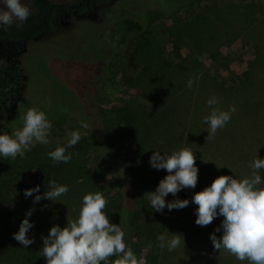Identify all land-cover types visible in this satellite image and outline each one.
I'll return each mask as SVG.
<instances>
[{"label":"rangeland","instance_id":"374dc122","mask_svg":"<svg viewBox=\"0 0 264 264\" xmlns=\"http://www.w3.org/2000/svg\"><path fill=\"white\" fill-rule=\"evenodd\" d=\"M25 2L32 13L33 0ZM121 18L140 22L141 29L127 32L125 41L118 43L113 34ZM51 24L49 31L24 43L0 37V75L8 78L0 82V134L20 128L29 108L44 111L53 125L48 144H37L23 158L0 157V191H9L6 204L0 205V259L8 256V244L21 246L12 234L29 208L33 227L27 234L34 243L27 248L43 264L41 236L54 224L64 227L67 220H75L84 194L102 192L107 198L103 211L115 223L110 215L118 200L115 180L92 151L78 121L87 122L101 143L106 125L113 159L134 161L137 145L115 121L120 106L128 101L152 107L144 116L154 139L144 145L150 154L193 149L198 180L195 188L177 193L178 198L189 199L186 207L166 209L162 215V233L165 227L181 233L185 246L169 252L158 242L149 247L125 234L127 246L144 264H247L213 248L209 234L223 218L218 216L204 227L196 225L197 206L191 197L219 175H250L251 161L257 155L264 157V0H106L81 13L55 14ZM189 79L191 88L186 87ZM157 81L161 90L155 95L149 88ZM8 84H16L11 102L8 98L14 92ZM213 96L218 104L210 107L206 101ZM229 106L235 107L230 120L206 140L202 117L212 107L228 110ZM73 130L81 139L67 149L71 160L54 164L47 153L66 144V131ZM54 177L69 188L58 198L61 202L42 198L34 204L36 193L24 197V190L36 185L42 195ZM175 198L169 194L166 200Z\"/></svg>","mask_w":264,"mask_h":264},{"label":"clouds","instance_id":"9594fccd","mask_svg":"<svg viewBox=\"0 0 264 264\" xmlns=\"http://www.w3.org/2000/svg\"><path fill=\"white\" fill-rule=\"evenodd\" d=\"M0 6V27H11L14 23L16 27H22L31 14L25 0H0ZM192 83L189 79L186 87L191 88ZM206 103L211 107L218 104V100L213 96ZM233 112L234 106H229L228 110L212 107L210 113L202 117V122L207 125L206 140L227 124ZM22 121V126L14 129L11 134H0V157L23 158L37 144L49 143L53 125L44 111L29 108ZM79 123L82 128L89 127L85 121ZM66 136V144L57 145L47 153L54 164L69 162L72 153L67 149L81 139L80 132L76 130L66 131ZM195 160L194 150L190 148H181L171 153L160 150L152 152L149 157L150 167L166 172L155 190L147 192L152 211L163 212L165 208L172 211L189 204L188 198L180 199L177 193L185 188H195L198 180ZM249 168L251 174L241 178L233 174L215 177L209 185L192 195L191 203L197 206L195 224L198 226H207L218 216L223 218L220 225L209 234L215 250H224L236 260L246 261L247 264H264V157L257 155ZM47 189L41 195L40 186L36 185L25 189L23 195L27 198L36 193L34 204L42 198L61 202L58 198L69 191L67 185L57 184L55 180L48 181ZM169 194L176 198L166 200ZM106 204L107 198L102 192L86 193L75 220H67L64 227L52 225L47 235L41 236L42 256L46 258V264H109L110 257H115L112 264H144V259L138 258L127 246L125 230L117 223L110 222L109 216L103 211ZM32 212V208L26 211L18 231L12 234L23 248L34 243V238L27 234L33 227L29 219ZM165 229V232L157 235L159 248L172 252L182 244L185 246L181 233ZM217 232L221 233L219 237Z\"/></svg>","mask_w":264,"mask_h":264},{"label":"trees","instance_id":"16d2710c","mask_svg":"<svg viewBox=\"0 0 264 264\" xmlns=\"http://www.w3.org/2000/svg\"><path fill=\"white\" fill-rule=\"evenodd\" d=\"M105 1L106 0H33L34 11L28 16L22 27H16L15 23L11 27H0V37L24 43L27 40L36 38L45 31H49L52 28L51 18L53 15L81 13L88 7ZM140 29V22L128 18H121L115 22L113 37L118 43H123L127 32L140 31ZM12 58L11 62L13 67H16L17 64ZM146 69L147 67H145V70ZM14 70L12 74L17 72L16 69ZM13 76L15 75L13 74ZM158 81L154 83L151 88L148 86L143 87V91H147V88H149L155 95H158L159 93H156V91L161 90V87L158 86L161 85V83ZM240 82L243 83L244 80L240 78ZM229 83L235 85V81L232 79L229 80ZM155 104L156 103H153L154 109L156 108ZM148 111H152L151 106L147 107L141 103L136 102V104H132L125 101L122 106H120L119 112L115 115L116 124L120 127L124 135L132 136L137 145L134 152L135 159L128 163H124L123 160L118 158L113 159L112 154L114 147L112 146V139H109L111 135L108 136L106 134V125H103V131H105L103 135L106 138L102 141L104 144L95 140L94 133H92L89 127L86 129L80 127L87 132L92 151L97 154L102 162V166L108 170V173L115 180L118 200L114 212L110 214L111 218L124 229L125 234L130 235L134 241H146L148 246L151 245L152 247H156L158 242L157 235L162 233L163 212L152 211L147 200V192L154 191L159 180L165 176L166 173L162 169L156 170L149 165V157L152 152L150 154L151 149H149V151L144 145H149L150 141L152 142L154 139L152 138V140L150 137L151 134L148 133L150 129L144 117ZM158 111H161V109ZM84 116L88 118L87 110ZM62 119L63 118L55 120ZM14 128L18 129L17 126ZM8 195V190L5 192L0 191V205L4 206L6 204ZM10 200L12 202L13 198ZM6 253L8 256L4 254L0 259V264H43L40 257L33 249H25L21 246L15 247L13 246V242L11 245L8 244ZM114 259L115 257L112 258V261Z\"/></svg>","mask_w":264,"mask_h":264},{"label":"flooded vegetation","instance_id":"af4514ba","mask_svg":"<svg viewBox=\"0 0 264 264\" xmlns=\"http://www.w3.org/2000/svg\"><path fill=\"white\" fill-rule=\"evenodd\" d=\"M14 55H15V53L12 54V57H14ZM6 77H7V76H3L2 74L0 75V82H2V84L5 83V81H6V82L8 81V78H6ZM9 77L11 78L12 76H9ZM10 78H9V79H10ZM16 84H17V82H16ZM16 84H15V85H16ZM15 85H13V86H9V84H8L7 86H8V88L13 89V92H14ZM6 89H7V88H6ZM6 89L3 91L2 94L5 93ZM14 96H15V92L9 96L8 101L11 102Z\"/></svg>","mask_w":264,"mask_h":264}]
</instances>
